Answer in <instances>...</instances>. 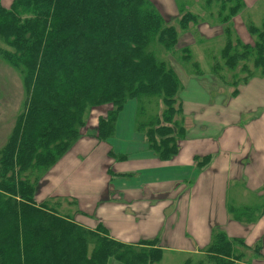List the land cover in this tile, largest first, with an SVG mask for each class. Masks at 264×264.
<instances>
[{
  "label": "trees",
  "instance_id": "obj_1",
  "mask_svg": "<svg viewBox=\"0 0 264 264\" xmlns=\"http://www.w3.org/2000/svg\"><path fill=\"white\" fill-rule=\"evenodd\" d=\"M212 1L206 0L207 7ZM220 5L219 13L225 8L224 2ZM179 13L178 23L183 29L198 20L186 7L179 6ZM166 21L153 0H12L9 7L0 0V39L7 46L0 49V55L20 70L25 89L23 110L0 148V264H156L161 259L162 232L135 242L114 233L119 227L115 221H132L125 225L128 227L136 226V218L146 221L148 201L146 214L140 216L136 213L139 205L129 214L120 211L103 215L105 200V207L111 202L126 204L124 210L135 203V199L127 200L110 188L113 179H133L135 175V171L121 169L130 156L122 154L116 145L108 154L119 156L123 162L105 166V173L98 179H103L106 186L91 195L86 193L90 195L87 206L77 209L86 220L58 212L57 206L45 198L37 201L47 189H41L42 180L34 173L54 166L72 149L66 170L51 176V187L47 181L45 184L50 192L61 184L65 187L63 196L73 198L77 205L80 200L75 193L81 190L74 178L83 164L73 156L82 155L88 143L81 134L86 109L110 105L92 130L96 140L107 145L117 133L126 137L121 135L123 127L122 133L116 130L117 115L128 101L142 96L161 98L165 107L162 115L139 123V131L146 137L142 153L148 157L150 152L163 161L178 153V141L187 132L174 118L183 111L179 97L182 83L152 50L154 42L166 50L178 43L175 27ZM248 31L256 39L253 44L242 45L243 57H236L227 47L223 58L234 68L239 58L247 60L253 53L254 67L264 75V20L262 28L250 25ZM184 51V58L188 57V51ZM103 151L100 167L109 164ZM209 157L199 160L197 168ZM95 197H100L99 204L92 206ZM230 212L237 219L253 213L251 208ZM238 246L247 245L242 238H229L218 230L200 260L191 263L186 258L183 264H233L243 256Z\"/></svg>",
  "mask_w": 264,
  "mask_h": 264
},
{
  "label": "rangeland",
  "instance_id": "obj_2",
  "mask_svg": "<svg viewBox=\"0 0 264 264\" xmlns=\"http://www.w3.org/2000/svg\"><path fill=\"white\" fill-rule=\"evenodd\" d=\"M153 1L162 13L163 19L167 20L166 23L175 27L178 37L176 47L170 50H166L158 42H154L152 47L155 56L163 59L165 63L173 69L182 83L183 91H180L179 97L182 102L183 111L181 113H176L174 118L180 121L179 124L185 125L188 131L185 138L181 139L179 142L178 153L168 160L172 161L174 159L175 162H178L182 157L189 155L191 150H195V148L201 149L203 141H201V143L199 142V145H195L197 139H212L216 141L219 140L222 135L226 136V128L228 127L226 121L228 118L231 120L233 119L231 117H234L237 126H243L248 120L254 119L255 113H251V115L249 113L245 114L239 107L250 103L246 102L248 96L245 94L248 92L255 93L257 91H264L263 86L257 89V80L253 81L252 88L249 90L244 85L251 78H253L252 80L256 79L254 77L261 78L259 77V75H262L261 69H259V67H254L253 53L248 56L247 60H241V58H239L236 66L231 68L229 64H226V60L223 58V51L229 47L233 49L231 53H235L236 57H243L244 51L242 45L253 44L256 39L255 35L249 33L248 27L253 25L262 28V21L264 20V0H220L219 2L215 0L211 2L209 7H207L208 4L206 5V0ZM11 2L12 0H1V3L5 7H9ZM223 2L225 8L219 13L220 4ZM179 6L186 7V9H189L198 16V20L194 23L190 22L185 29L180 27L178 23L181 16L179 13ZM231 9H233L232 12ZM226 16L228 18H226ZM1 48H7V46L0 39V49ZM184 48L188 51V54L186 53L188 57L185 58ZM248 78L250 79L244 82ZM24 95L25 89L22 73L0 55V148L8 139L16 116L23 110ZM239 95L241 96L238 98ZM234 97L238 99L234 101ZM140 98L139 100L133 99L128 101L122 111L118 113L116 130L120 133L122 126L125 129L130 128L132 132L137 134L138 140L146 142V137L143 135V132L139 131V123H146L148 118L155 114L162 115L165 107L161 98L153 99L152 96H142ZM109 107L110 105L99 106L96 109L95 107L87 108L84 114L85 126L81 128V134L83 135V139H87L88 143H85L86 147H84L82 155L79 153L77 156H73L76 158L77 163L83 164L82 171L74 178V183L80 186L81 191L75 193L80 202H77L76 205L73 198H65V196H63L65 194V187L61 186V184L54 186L51 192L48 190L49 186L45 184V181H47L51 187V176L60 173L62 170H66L67 161L70 159H68V156L70 157L69 153L72 149L54 166H51L43 172L39 171L34 173V175L39 178V181L42 180L41 189H47L44 193H48L46 194L47 196H43V193L41 196L43 198L36 199L37 201H43L45 198L50 205L57 206L58 212L70 216L76 215L79 219L82 218L86 220L82 215L77 214L78 206H87V200L91 193L106 186L103 179H98V177L105 173V166L123 162L119 161V156L108 154L109 151L114 152L115 145L122 151V154L130 156L129 159L125 160L129 163L125 165H133L134 169L149 165V163H147L149 160L144 154L136 153L135 150L131 152L128 147L123 148V150L120 148L123 140L124 142L128 141L126 143L127 145H131L132 142L130 141L134 140L133 138H120L117 133L113 139L119 140L120 143H117V140H113L111 144L108 143L106 145L105 142H98L96 140L97 138L94 136L92 130L96 126L99 115L101 113L106 114L111 108ZM200 125H207L210 130L204 132L205 129L200 127ZM121 135L127 136L129 133L125 130ZM241 137V135L235 133L234 136L228 135L227 139L231 140L230 143H232L233 139H239ZM248 138L249 136L246 137V139ZM92 145L94 146L89 150V147ZM75 149L79 150L80 147L76 144ZM104 149L105 155L109 159L107 160L109 164L107 162L100 167L99 159L103 156L101 154L104 152ZM137 150L140 152L142 151L139 149ZM216 150L218 151L217 147L215 152ZM209 154L213 153L207 152L198 154L200 156L199 160H202L204 156ZM206 164L201 167L203 172H209V169H213L211 168V163ZM121 169L128 172V167L126 166L121 167ZM129 176L130 175L127 177ZM188 178L189 176L185 173L172 185L166 183L170 188V195H161V192L160 196L154 198V201H156V199L162 200L161 203L165 206L166 203H169V199H171L170 201L174 200L175 198H172L174 193L177 194L179 192V195H181L182 189H188V187L192 186L193 178L187 180ZM124 180L126 181L113 179L112 182H110V188L117 189L116 192L123 195L122 197H125L127 200L128 198L132 201L135 199L134 207L137 205L140 206L136 213H138L139 216L140 214H146L144 212V207L146 206L145 201L153 200L151 197L159 193H157V191H153L152 193L149 192V194L146 192L144 195L139 196V187H149V179L146 175L140 176L138 173H135L133 179ZM97 186L98 188H96ZM130 189H133L130 194L127 195L124 193ZM86 193L90 195L87 196ZM50 195H57L58 197L55 198ZM46 197H51V199ZM125 198L123 199L125 200ZM99 199L100 197H95L92 206L98 205ZM106 203L107 200L103 201V208H101L103 215L104 212H120V206L109 204L105 207ZM84 209H89V207ZM125 212L129 214L130 210L126 209ZM152 213L153 216H155V220L153 221L158 225L161 224V226L146 227V224L149 223V210H147L146 215H148V218L145 217L146 221L136 218L137 220L133 221L136 226H125L128 222L132 221H115L119 227L115 228L114 233L118 235V237H125L130 240V242H135L137 238L139 239L140 237L148 238L149 236V238H151L152 236L158 235V233H161L163 230V224L169 225L170 220L164 222L161 219L163 214L160 208L156 206L153 208ZM158 218L160 219L156 221ZM168 225L166 228H168ZM163 232L161 233L162 241L160 242L163 247L162 255L161 259L156 264H183L186 258H190L191 263H195L202 258V251L204 248L198 250L189 249L188 252H178L181 250L170 248L168 242L163 240ZM256 245L259 246L260 244L256 243ZM237 250H240L243 256L238 261H233V264H237V262H250L252 260L251 250L249 248L246 249L244 246H238ZM203 264L207 263L203 262Z\"/></svg>",
  "mask_w": 264,
  "mask_h": 264
},
{
  "label": "crops",
  "instance_id": "obj_3",
  "mask_svg": "<svg viewBox=\"0 0 264 264\" xmlns=\"http://www.w3.org/2000/svg\"><path fill=\"white\" fill-rule=\"evenodd\" d=\"M259 77L261 78L254 77L256 78L254 80L251 78L244 84L246 88L251 89L255 80H257V89L264 87V75ZM245 95L248 96L246 102L250 103L242 105L239 109L245 114L255 113L254 119L248 120L245 125L237 126L234 117H231L233 118L231 120L228 118L226 136L222 135L216 141L197 139L195 145L203 141L201 149L191 150L189 155L182 157L178 162L174 159L160 160L149 152V156H146L149 160L148 166L134 169L133 165H125L131 172L135 171L140 176H148L149 187H139L141 194L144 195L146 192L149 194L153 191L159 193L151 197L153 200L148 201L146 211L149 210V223L146 227L159 226L153 221L155 216L152 212L155 206L160 208L163 214L161 219L164 222L170 220L169 225H163L165 227L163 238L170 248L181 250L178 252L203 249L215 231L223 230L229 238H242L247 245L244 247L251 250L252 260L237 262V264H264V91L248 92ZM238 98L234 97L233 100L236 101ZM200 127L205 129L204 132L210 130L207 125H200ZM184 128L188 131L185 125ZM123 129L129 133L126 137L134 140L130 141L131 145H127L128 141L124 142L121 139L120 148L123 150L127 145L129 151L135 150L136 153H142L145 143L138 140L137 134L130 128L123 127ZM123 129L120 130L121 133ZM235 133L242 137L235 138L230 143L231 140L227 139V136H234ZM247 136H249L248 139H246ZM216 147L218 151L215 152ZM207 152L213 153L208 155L210 157L207 163H211L213 169L203 172L201 167L197 168L196 164L200 157L198 154ZM195 156L198 159L195 160ZM185 173L189 176L187 180L193 178L191 187L182 189L181 195L179 192L174 193L172 198L176 200L169 199V203L165 206L161 203L162 200L154 201L161 192V195L169 196L170 188L166 183L172 185ZM119 181L126 180L119 178ZM111 203L120 206V211L125 212L126 204ZM134 204L129 210L134 209ZM245 208H251L253 213L248 216L240 215L237 219L235 213L230 212L242 211ZM127 217L130 218L132 215ZM167 225L168 228H166ZM256 243L260 245L257 246Z\"/></svg>",
  "mask_w": 264,
  "mask_h": 264
}]
</instances>
